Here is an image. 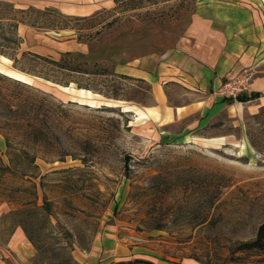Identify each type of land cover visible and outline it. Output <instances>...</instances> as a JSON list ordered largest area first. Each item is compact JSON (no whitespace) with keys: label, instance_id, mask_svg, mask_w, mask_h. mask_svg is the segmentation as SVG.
Returning a JSON list of instances; mask_svg holds the SVG:
<instances>
[{"label":"rangeland","instance_id":"1","mask_svg":"<svg viewBox=\"0 0 264 264\" xmlns=\"http://www.w3.org/2000/svg\"><path fill=\"white\" fill-rule=\"evenodd\" d=\"M182 1L245 11L236 50L255 61L218 92L262 97L173 139L144 124L150 85L101 51L176 46L194 15ZM191 1L0 0V264H259L234 248L264 223V0Z\"/></svg>","mask_w":264,"mask_h":264},{"label":"crops","instance_id":"2","mask_svg":"<svg viewBox=\"0 0 264 264\" xmlns=\"http://www.w3.org/2000/svg\"><path fill=\"white\" fill-rule=\"evenodd\" d=\"M207 7L209 11L197 7L188 35L176 46L163 50L150 48L132 58L125 56L126 59L115 66L118 74L150 85L151 98L142 107L147 117L144 124L154 126L161 134L173 139L208 128L234 102L250 103L262 97L230 103L218 92L225 80L255 60L247 51L238 53L236 50L238 42L243 39L239 36L241 30L237 23L241 25L246 20L243 19L247 17L245 11L241 13L238 9L226 15L222 5ZM250 20L252 22L253 18ZM201 28L206 36L205 42L192 43V51H187L186 43H191L189 38L196 37ZM207 39L211 40L207 42ZM251 92L260 93L258 90ZM181 123L183 126H179Z\"/></svg>","mask_w":264,"mask_h":264},{"label":"trees","instance_id":"3","mask_svg":"<svg viewBox=\"0 0 264 264\" xmlns=\"http://www.w3.org/2000/svg\"><path fill=\"white\" fill-rule=\"evenodd\" d=\"M191 2H195L194 1H191ZM193 5V3H192ZM181 8L184 9L185 12H190L192 11V6L190 7L189 5L185 6L183 1H182V5H181ZM179 9L177 11H175L174 13H178L179 12ZM149 11L151 10H148L147 13H149ZM192 13L194 14L195 11L193 9ZM147 15V14H146ZM150 15V14H149ZM158 17H161L162 19H164L165 17V14L163 12H159ZM132 48V47H131ZM130 49V47H127V46H118L115 50H104V51H101L104 52V58H106L109 62H111V66H112V69L111 72L112 73H116L115 72V66L116 64H118L119 62L121 61H124V58H123V55L126 54V51H128ZM150 49V47H138L137 46L135 47V51L137 50H144V52L148 51ZM90 53L88 54H80V53H77V52H66L64 55L67 57H70V59L72 60L75 56L76 57H87L89 56ZM123 54V55H122ZM134 56H138L140 54L137 55V52L133 54ZM103 57V55H102ZM45 59V58H43ZM60 60L58 62H55L57 63V66L58 67H61V68H64L66 70H69V71H72V72H82V73H89L88 72V68H86V62L85 64L84 63H77L75 62L76 65H74L72 63L71 60ZM83 60V59H82ZM86 60V59H84ZM123 78L127 77V78H132V77H129L127 75H123V74H120ZM134 79V78H133ZM136 81H139L137 79H134ZM141 82V81H140ZM262 94L259 93V92H243L241 94H239L236 98H233V97H225L224 99L225 100H228L230 103L234 102L235 100L239 101V102H247V101H250V100H255L259 97H261ZM10 111L12 112H16L15 109H12L10 107ZM30 239V238H28ZM31 240V239H30ZM234 250H236V252H242V253H249V254H253V255H256L258 258V263L259 264H264V223L260 225V227L258 228L257 230V233L255 235V238L251 241H245V242H242L241 244L237 245ZM110 264H159V263H156L152 260H148V259H145V258H134V259H123V260H119V261H114Z\"/></svg>","mask_w":264,"mask_h":264},{"label":"built area","instance_id":"4","mask_svg":"<svg viewBox=\"0 0 264 264\" xmlns=\"http://www.w3.org/2000/svg\"><path fill=\"white\" fill-rule=\"evenodd\" d=\"M243 84H238V82H233V83H228L224 86V89H226V92L228 94H225L224 93V90H223V93L225 94L224 96L226 97H233V98H236L239 94L245 92L246 89H243ZM244 88H246L244 86ZM257 157L259 158V155H257Z\"/></svg>","mask_w":264,"mask_h":264},{"label":"bare ground","instance_id":"5","mask_svg":"<svg viewBox=\"0 0 264 264\" xmlns=\"http://www.w3.org/2000/svg\"><path fill=\"white\" fill-rule=\"evenodd\" d=\"M82 1V0H81ZM62 2V1H61Z\"/></svg>","mask_w":264,"mask_h":264}]
</instances>
